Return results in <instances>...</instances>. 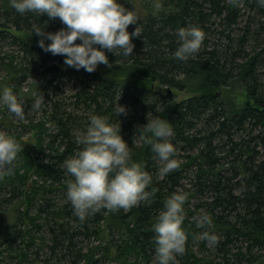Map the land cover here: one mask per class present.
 Masks as SVG:
<instances>
[{
    "label": "trees",
    "instance_id": "1",
    "mask_svg": "<svg viewBox=\"0 0 264 264\" xmlns=\"http://www.w3.org/2000/svg\"><path fill=\"white\" fill-rule=\"evenodd\" d=\"M147 13H134L137 24L128 26L140 33L133 53L105 49L110 67L89 73L38 46L35 29L57 32L66 27L59 18L20 14L0 0V94L9 88L25 117L0 102V132L20 145L11 172L0 173V264H158L153 225L174 193L187 197V239L170 264H264V6L164 0ZM191 27L204 33L201 48L178 60V30ZM227 90H242L245 104L236 107ZM180 93L192 96L177 100ZM119 105L126 115H117ZM92 116L120 126L129 163L152 178L151 195L127 212L101 209L81 221L67 200L74 177L63 163L82 149L76 137ZM157 118L173 131L171 158L179 163L164 176L147 142L157 138L133 143L138 126ZM203 215L211 223L197 227ZM205 232L218 242L210 245Z\"/></svg>",
    "mask_w": 264,
    "mask_h": 264
},
{
    "label": "clouds",
    "instance_id": "2",
    "mask_svg": "<svg viewBox=\"0 0 264 264\" xmlns=\"http://www.w3.org/2000/svg\"><path fill=\"white\" fill-rule=\"evenodd\" d=\"M230 2L238 6V0ZM259 3L264 6V0H259ZM10 5L20 14L33 12L40 16L46 14L50 20L59 18L66 27L57 32L35 29V35L40 37L38 46L46 53L64 56V64L76 70L83 68L92 73L101 64L109 68L111 63L104 50L114 54L119 50L122 56H130L134 48L132 38L140 37L137 27L132 33L127 31L129 25L137 24V17L117 0H10ZM155 7L159 9L160 5ZM178 37L181 44L174 58L186 61L199 52L204 33L196 27L180 28ZM45 40L50 43L45 44ZM77 40L81 43H76ZM0 102L18 119L25 118L21 104L9 88H4L0 94ZM41 103L42 99H37L34 108L39 109ZM121 114L126 115L127 112L124 106L119 105L117 115ZM137 129L140 136L138 139L134 137L133 143L145 141L149 133L157 138V142L151 139L147 142L158 158L159 175H167L179 167L178 161L171 158L175 148L168 141L173 131L167 122L159 118L148 120ZM119 133L120 126H112L105 118L90 117L86 133L76 137L82 149L63 163L66 173L74 177L67 184V200L81 221L101 209L127 212L147 201L151 195L145 191L151 184V176L139 164L129 163V146ZM19 151L20 145L16 140L0 132V173L11 172ZM186 199L185 194L170 196L153 225L158 264H170L176 255L185 251L187 237L181 226ZM195 219L197 227L211 223L207 215ZM202 238L210 245L218 242L217 237L208 232Z\"/></svg>",
    "mask_w": 264,
    "mask_h": 264
},
{
    "label": "rangeland",
    "instance_id": "3",
    "mask_svg": "<svg viewBox=\"0 0 264 264\" xmlns=\"http://www.w3.org/2000/svg\"><path fill=\"white\" fill-rule=\"evenodd\" d=\"M130 4L128 7L129 11H132L137 16L145 17L147 16V9L157 10L155 7L156 4L162 5L164 0H126ZM13 34L18 35L19 33L12 31ZM62 68L66 66L60 64ZM192 96L191 94L180 93L177 97V100H183ZM227 100L231 101L236 107H242L246 102V95L242 90H227L224 94ZM5 218V216H3ZM11 219V217H10Z\"/></svg>",
    "mask_w": 264,
    "mask_h": 264
}]
</instances>
